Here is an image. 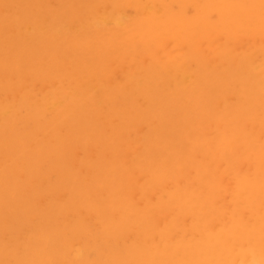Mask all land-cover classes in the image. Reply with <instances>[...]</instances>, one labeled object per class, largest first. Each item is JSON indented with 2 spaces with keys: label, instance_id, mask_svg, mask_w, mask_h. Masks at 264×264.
Segmentation results:
<instances>
[{
  "label": "bare ground",
  "instance_id": "obj_1",
  "mask_svg": "<svg viewBox=\"0 0 264 264\" xmlns=\"http://www.w3.org/2000/svg\"><path fill=\"white\" fill-rule=\"evenodd\" d=\"M263 39L264 0H0V264H264Z\"/></svg>",
  "mask_w": 264,
  "mask_h": 264
},
{
  "label": "rangeland",
  "instance_id": "obj_2",
  "mask_svg": "<svg viewBox=\"0 0 264 264\" xmlns=\"http://www.w3.org/2000/svg\"><path fill=\"white\" fill-rule=\"evenodd\" d=\"M263 41H264V39H263ZM229 95H231V94H229ZM229 95H227V96H228V99L231 98V96L229 97ZM232 95L234 96V97L232 96V99H235L236 94L232 93ZM226 98H227V97H226ZM226 98H225V99H226ZM222 100H223V99H222ZM143 127H144V126H143ZM146 127H147V126H146ZM146 127H145V128H146ZM79 156H80V155H79ZM241 158H242V157H241ZM242 165H243V164H242ZM135 178H136V177H135ZM139 180H140V179H139ZM227 181H228V180H226V181H224V182L227 183ZM140 182H141V181H139L138 184H140ZM228 183H229V181H228ZM226 198H227V195H226Z\"/></svg>",
  "mask_w": 264,
  "mask_h": 264
}]
</instances>
